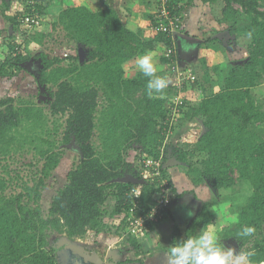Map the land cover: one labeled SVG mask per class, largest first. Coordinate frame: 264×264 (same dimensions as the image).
I'll return each instance as SVG.
<instances>
[{"label": "trees", "instance_id": "1", "mask_svg": "<svg viewBox=\"0 0 264 264\" xmlns=\"http://www.w3.org/2000/svg\"><path fill=\"white\" fill-rule=\"evenodd\" d=\"M169 1L172 13L185 15L183 3L188 0ZM203 1L221 4L218 22L225 24L231 35L251 37L245 61L232 62L223 69L220 64L209 66L207 59H202L201 78L184 82L181 91L169 83L162 94L152 97L146 94L147 78L139 70L134 76L128 75L124 65L145 51L172 46L171 36L154 28L153 37H143L141 31L129 29L118 10L108 4L95 10L70 5L59 12L57 20L48 21L44 20L46 4L38 2L42 18L34 33L22 22L31 8L24 6L12 15V37L22 40L8 43L9 53L0 59V77H11L14 69L22 68L27 58L20 52L23 43L43 45L59 27L66 31L65 37L76 52L65 50L64 56L54 57L42 52L35 75L40 92L45 86L49 89L51 98L47 102L52 114H68L65 122L49 128L43 106L31 100L17 106L12 96L0 99V264H57L47 249L51 232L82 237L89 230L100 233L114 225L124 228L139 256L145 253L139 235L128 231L130 211L137 204L136 214L145 213L164 193V179H170L175 192L176 179L164 166L170 157L188 166L187 173L195 185L206 183L217 195L243 181L251 182L253 192L241 207L236 225L231 227L230 223L222 235L232 239L239 250L242 246L254 248L257 262L264 259V101L258 103L253 93L264 83V0ZM152 19L153 26L157 25L156 14ZM218 40L209 36L200 45L208 47ZM80 50L85 51L84 58ZM162 61L165 67L159 75L168 78L170 58L164 56ZM189 86L202 91L203 99L198 103L185 99L175 107L176 97L185 96ZM176 113L178 122L189 123L190 134L185 139L181 132L177 142L172 143L167 139ZM72 140L81 150L79 160L45 213L40 204L43 190ZM131 150L136 152L135 158L142 159L138 167L130 160ZM25 151H34L33 159L38 157L36 163L33 159L22 161L29 166H38L44 159L27 179L12 168ZM144 156L161 160L160 175H153L155 168H147ZM130 174L140 181H125ZM153 176L154 181H150ZM11 186L20 191L8 194ZM110 199L115 203L112 212L106 208ZM168 212L171 206L165 209ZM213 216L211 202H206L186 230L175 226L174 241L195 234L199 227L209 225ZM161 222L149 223L147 233ZM247 225H255L256 234L239 240V231Z\"/></svg>", "mask_w": 264, "mask_h": 264}, {"label": "rangeland", "instance_id": "2", "mask_svg": "<svg viewBox=\"0 0 264 264\" xmlns=\"http://www.w3.org/2000/svg\"><path fill=\"white\" fill-rule=\"evenodd\" d=\"M109 3H111V0H109ZM62 5L64 6V4ZM207 6L210 8L208 9V12H211L213 16L218 18L220 15L221 7H222L221 4L220 3H215V4L207 3ZM236 7L239 8V5H236ZM64 8L65 7L59 8L58 11L54 9L57 13H53V15H50L49 11H47V14H46L47 18L51 21L57 20L59 12ZM12 12L14 11L12 10ZM9 13H11V9ZM44 20H46V17L44 18ZM6 23H3V25L1 23V28H0L2 31H4V34H0V59L4 58L6 54L9 53L8 43L10 41L17 39L18 42H21L22 40V38L14 39L12 37V35L14 34L12 25L11 23L9 24L8 22ZM217 25L219 26V29H220L219 32L215 31L213 33V31L210 30L204 36L205 37L204 39H206L209 36L219 39L218 42L216 41V43H213L211 46H208L210 48H213L214 51H216V54L214 53V55L210 59L211 66L215 64H220L221 67L224 69V68H227L228 65L231 64L232 62L234 63V62L245 61V58L248 54V51L246 50V46L247 44L251 42V37L244 36V35L241 37H236V35L234 36L229 33L228 29H226L227 27L225 24L219 23ZM150 28L152 29L151 26ZM30 30L31 32L34 33L36 30H38L37 25L36 26L34 25L32 28H30ZM65 32L66 31L64 29L59 27L56 31L53 32V36L47 38L46 42L43 45H40L35 42H30V44L27 46L23 43V45H21L20 52L23 56H26L27 58L21 63L22 68L18 70L14 69L15 73H13V76L11 77H7V78L0 77V99L6 98L7 96H12L15 98L16 100L15 102L17 103V106H24L27 104V102L29 103L30 100L32 103L38 104V106H43L44 114L47 116L46 118H48L49 128H53L55 125H60L62 122H65L66 118L68 117V114L56 115V116L52 114L51 110L48 108L50 103L47 102L51 98L48 96L49 89L45 86L41 89V92H40L39 84L37 83V78L35 77L34 72L38 71V69L35 67L39 65L41 61L40 54L42 52L46 53L49 57H54L55 55H59V54L64 56V54H67L65 53V50L66 52H69V53L76 52L75 50L71 49L70 47L71 44L66 39ZM178 37L183 45H186L187 47H189V44H190V49L191 48L193 49L192 53H189V54L185 52H181L179 49L178 60L176 62V68H172L171 73L168 74L169 76L168 78H169L171 86L176 87L178 91H181L183 89V84L181 81L182 76L186 77L188 74L192 72L193 74L197 76V78L198 77L201 78L202 75L204 74V70L202 67V64H203L202 58L205 57L203 56V50L207 46L198 47V42L196 38L192 36H186L187 42L189 44L184 42L185 40L184 33H180ZM216 46H218L219 49H216ZM166 50L167 48L153 51L155 53L154 60L158 67V73H157L158 75L160 74V72H162V70L165 67V63L162 61V57L165 56L164 53H166ZM80 51H81L82 58H84L85 51L83 50H80ZM228 60H230L229 63L227 62ZM31 70H33V72H31ZM137 73L138 71L134 75H136ZM128 75H132V74H128ZM185 82L188 83L187 80H185ZM44 93H46L47 95ZM253 93L258 103L264 101V83L254 88ZM203 97H204V93L202 91L189 86L186 88L185 96L178 95L176 97L175 107L177 106L178 103H182L183 101H185V99L186 101L188 100V102H191V103H198L203 99ZM21 100H24V101H21ZM187 107L188 106L185 107L186 110H187ZM198 124L201 125L202 121H199ZM170 125L173 126L172 132L168 134L170 136L167 139L170 142L172 143L177 142L176 140L179 139V135L181 132H183L182 136H185V139H186V136H189L187 135V134H190L189 123L185 124V123L178 122L177 113H176V116L171 118ZM60 129H63V127L61 126ZM66 148L67 147H65L64 149L63 159L61 160L56 170L53 172L52 178L48 180L47 187L43 190V197L41 199L40 204L45 213H47L48 208L50 207L51 201L54 195L57 193L58 189L61 188L63 185H65L69 170L71 169L73 164L79 160L78 153L68 148L66 149ZM161 151L162 153L165 152L164 145L161 146ZM34 157H35L34 151H29V152L25 151L24 154L18 155V159H20V162L14 163L12 165V168H16L18 171H21L22 175H24L25 179H27L28 178L27 175H29L30 173L32 174L31 170H35V169L38 170L39 168L37 167L41 166L44 162V159L41 158L38 166H29L26 163H22V161L30 162ZM135 157H136V152L134 150H131L130 160L133 161L134 166L138 167L137 166L138 162L142 161V159H137ZM37 158L33 159L35 163H36ZM148 158L149 157L144 156L143 161H148L149 160ZM170 159H173V158L170 157L169 160ZM169 160H166V162H168ZM173 162H176V161L173 159ZM166 168H168L167 173L171 175V178L175 179V176L173 174L174 170H178L179 174L181 175L180 177H176V180L174 183L176 186V189H175V193L173 196L174 198H172L174 202L171 201L169 206L173 205L172 208H174L175 214L182 221L186 220V218H188L189 216V212L187 210H191V204H189L188 202H185L187 201V198H188L189 202L194 203L195 207L199 209V212L203 208L204 204L211 200L210 201L211 210L213 211L214 218L210 224H212L214 227H216L215 226L216 223L217 225L218 224L222 226L225 225V228H224V231H225L227 230L228 228L227 225L229 223H231V227H232V224L236 225V222L239 219V213H240L241 207L244 206L248 202L249 196L253 192V187H252L251 182L243 181L230 189L222 190L217 195V194L212 193L211 189L206 183H203L198 186L195 185L194 182H192L191 180V176H189L187 173V170H188L187 165L184 166L182 164L173 163L171 165L166 166ZM143 173L144 172L142 171L140 172V174L142 175ZM234 176L235 178H238V173H235ZM154 177L155 176L150 177V181H154ZM146 181L147 180H144V182ZM178 181L181 182L180 187H178ZM19 191H20L19 187L11 186L7 190V193L12 194V193H18ZM181 191L183 192L184 195L188 197H184V196H182L183 198L180 196L178 197L177 194L178 192L181 193ZM114 206H115V203L114 201H112V199H110L106 204V208L109 210V212L110 211L112 212V210L114 209ZM114 226L113 228L109 227L108 230H104L100 233H95V231L89 230L86 235L82 237H76L75 241L79 243H88V244H93V245L96 244L98 246H101L102 244L106 246L108 249L118 250V254H119L118 260H121L122 264L123 263L124 264H144V263L146 264L145 261H148L146 255H143L144 258H138L139 255L137 253V249L135 248L133 244L128 242L129 238L126 232L124 231V228H122V226H119L118 228ZM219 228L220 227H218V229ZM201 229L202 228L199 227L197 232H199ZM221 230H220V234L222 235L224 231H221ZM60 234L61 233L56 232V231L51 232L49 235V242H54L56 239L60 237ZM149 234L150 233L146 232L138 236L140 238V241L144 243L143 249L145 250L149 249L146 245ZM62 235H65V234H62ZM222 238H223V235H222ZM170 239H171V235H170ZM170 239L168 240L167 237L165 238L166 242L169 241V244L163 247L169 248V246H171L175 242L174 240H170ZM223 243L225 244V241H223ZM235 246L237 245L235 244ZM236 249L239 252V249L237 247ZM167 252L168 250L161 251V254L167 256ZM22 264H27V263L23 261Z\"/></svg>", "mask_w": 264, "mask_h": 264}, {"label": "crops", "instance_id": "3", "mask_svg": "<svg viewBox=\"0 0 264 264\" xmlns=\"http://www.w3.org/2000/svg\"><path fill=\"white\" fill-rule=\"evenodd\" d=\"M39 1L40 3L42 4L44 3L47 6V9L45 11L46 20H49L46 16L47 11H49L50 15H53V13H57L56 11H58L59 8H63V7L66 8L70 5H84L90 8L91 10H95L97 6L101 4H105V5L108 4V6L112 5V7L118 10L119 17L129 29L133 31H141L143 33L142 34L143 37L145 38H151L155 35V29H153V23H152L153 22L152 16H154L155 14L156 0H111V3H109V0H39ZM24 3L25 2L23 0H0V28H1V23L2 25L3 23L6 22H8L9 24L12 15L23 10ZM62 4H64V6ZM183 4L185 5L186 8V13L184 18L185 30L184 31L182 30L180 33H184L185 35L184 42L188 43L186 36H192L196 38L198 42V47H201L202 45H200V43H203V40L205 38L204 36L205 34H207L208 31L211 30L213 31V33L215 31L219 32L220 29L219 26L217 25L219 24L218 22L219 17L216 18L211 14V12H208V9L210 8L207 6V3H205L203 0H188L185 1ZM10 9H11V13H9ZM12 10L14 12H12ZM150 26L152 27V29L150 28ZM178 44L181 52H185L187 54L192 53L193 49L192 48L190 49L189 43H188L189 47H187L186 45H183L181 41L178 39ZM214 53L216 54V51H214V49L210 47H206L203 50V56L205 57H203L202 59H207L209 66H211L210 59L212 58ZM124 67L126 69L127 74L134 75L138 71L135 65V59L131 62L126 63ZM175 172H176L174 173L176 174L174 175L175 179L176 177L181 176L177 170H175ZM180 186H181V182L178 181V187ZM179 194H183V192L182 191L181 193L178 192L177 195ZM183 196L188 197L186 195ZM185 202L191 204V210H187V211L192 213L191 215L188 216V218H186V220L182 221L175 214V210L174 208H172L173 206L172 205L171 212L166 213L160 225L159 224L155 225L153 229H151L150 232H148L150 233L148 240L151 238V234L159 233L160 235V241L157 245L150 246L148 243L146 244L147 247L149 248L146 253V256H149L147 261L148 264H156V263L167 264V256L161 254V251H165L169 249L163 247L169 244V241H167L168 242L167 243L165 238L167 237L169 240L171 235L170 240H175L172 235L173 232L172 230L175 228V226L177 225L181 227L182 230H186L189 226V223L199 213V209L195 207L194 203L189 202L188 198L187 201ZM215 226L217 228L220 227L219 229L221 230L220 224L217 225L216 223ZM223 226L224 227H222L221 231H224L225 225ZM229 226L230 223L227 225V227L229 228ZM200 228H204V227H200Z\"/></svg>", "mask_w": 264, "mask_h": 264}, {"label": "clouds", "instance_id": "4", "mask_svg": "<svg viewBox=\"0 0 264 264\" xmlns=\"http://www.w3.org/2000/svg\"><path fill=\"white\" fill-rule=\"evenodd\" d=\"M250 35V34H249ZM153 51H145L135 59L136 68L147 78L146 94L152 97L154 94H162L169 86L166 76L158 75V67L154 60ZM140 194H137L139 196ZM192 213L189 212V215ZM221 225V229H222ZM255 225L242 227L237 237L239 240L252 237L256 234ZM160 241L159 233L151 234L147 241L150 246L157 245ZM257 252L254 248H244L237 252L235 247L226 246L222 242L220 229L212 224L206 225L195 234H188L187 238L176 240L169 246L167 252V264H264V259L258 262L254 260Z\"/></svg>", "mask_w": 264, "mask_h": 264}, {"label": "built area", "instance_id": "5", "mask_svg": "<svg viewBox=\"0 0 264 264\" xmlns=\"http://www.w3.org/2000/svg\"><path fill=\"white\" fill-rule=\"evenodd\" d=\"M39 0H26L24 6L31 8V13L22 18L23 25L32 28L34 25L36 26L41 20L42 16L39 13L36 5ZM169 0H156L155 5V14L158 24L153 26L156 30L161 31L173 38L174 44L169 46L164 55L170 58L171 68H176V62L178 60V52L176 50L177 47V38L180 32L182 31L183 21H184V13L180 12H171ZM182 4L177 7V9L181 8ZM197 76L192 72L188 74L186 77L182 76V84L187 80L190 83L195 82ZM148 161H143L147 168L152 167L155 168L153 175H160V159L148 158ZM162 185L164 186V193L159 195L155 203H152L147 211L143 214H136L138 211L137 204L134 208H132L131 217L128 222V231L129 233L137 236L142 233H146L148 231L149 223H156L162 221L164 216L166 215L165 209L169 206L174 196V192L171 189L170 182L168 179H164L162 181Z\"/></svg>", "mask_w": 264, "mask_h": 264}, {"label": "flooded vegetation", "instance_id": "6", "mask_svg": "<svg viewBox=\"0 0 264 264\" xmlns=\"http://www.w3.org/2000/svg\"><path fill=\"white\" fill-rule=\"evenodd\" d=\"M38 69V65L35 67ZM31 72H33V70H31ZM38 73V71H35L34 74L36 75ZM73 144L71 147H68V149L76 152V153H80L81 150L79 151V146L77 145V143H75L74 140H72ZM71 144V143H70ZM74 240H73V239ZM66 239L71 240L73 244H67L65 241ZM76 237H70L68 235H62L60 234V237L58 239H56L54 242H49V245L47 246V249L49 250L50 254L53 255L56 259L57 264H59V259L64 260L67 258L66 254L64 251L67 250L68 251L71 250L70 248H72L73 252L76 253V255H80L81 257H86L85 260L88 258H91L92 260H95L96 264H122L121 260H118L119 254H118V250L115 249H108L106 246L102 245L98 246L96 244H88V243H79L77 241H75ZM223 241H225V245L229 246V247H235V243L233 242V240H229L222 238ZM148 251V250H147ZM147 251H145L144 254H141L138 258H144L143 255H146ZM71 260L70 263H66L65 264H76L77 258L74 255H70ZM147 259L149 258V256H146ZM125 261V260H124ZM123 262V261H122ZM146 264L147 261H145ZM159 262V261H158ZM124 264V263H123ZM145 264V263H144Z\"/></svg>", "mask_w": 264, "mask_h": 264}, {"label": "water", "instance_id": "7", "mask_svg": "<svg viewBox=\"0 0 264 264\" xmlns=\"http://www.w3.org/2000/svg\"><path fill=\"white\" fill-rule=\"evenodd\" d=\"M72 144H73V142H71V144H68V147H71L72 146ZM79 151H80V149H79ZM174 159V158H173ZM173 159H168L169 161L168 162H166L165 164H164V166L166 167V166H168V165H171V164H173V163H177V164H181V162L180 161H178V160H175L176 162H173ZM124 180L125 181H128V182H139L140 181V179L139 178H137V177H134L133 175H127L125 178H124ZM67 244H73V243H71L72 241L71 240H68V239H66V241H65ZM71 246V245H70ZM69 248V247H68ZM68 248H67V250L66 251H64L65 253H67L66 254V256H67V258L66 259H64V260H61L60 261V259L58 260L59 261V264H65V262L66 263H70V260H71V258L72 257H70V255H74L76 258H77V260H79V261H77L76 262V264H96L95 263V260H92L91 258H88L87 257V259L85 260V258L84 257H81L80 255L78 256V255H76V253L75 252H73V250H72V248H70L71 250H69L68 251ZM237 250V249H236ZM238 252V251H237ZM13 264H16V263H13Z\"/></svg>", "mask_w": 264, "mask_h": 264}]
</instances>
